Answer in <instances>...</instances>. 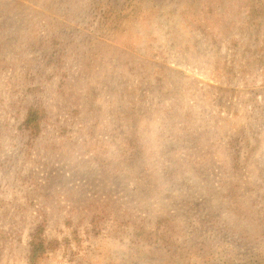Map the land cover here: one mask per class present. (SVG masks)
Returning <instances> with one entry per match:
<instances>
[{"label":"rangeland","instance_id":"rangeland-1","mask_svg":"<svg viewBox=\"0 0 264 264\" xmlns=\"http://www.w3.org/2000/svg\"><path fill=\"white\" fill-rule=\"evenodd\" d=\"M39 228L36 264H264V0H0V264Z\"/></svg>","mask_w":264,"mask_h":264},{"label":"trees","instance_id":"trees-1","mask_svg":"<svg viewBox=\"0 0 264 264\" xmlns=\"http://www.w3.org/2000/svg\"><path fill=\"white\" fill-rule=\"evenodd\" d=\"M252 8L250 9V12ZM56 34L52 37L50 41V46H56L59 44L60 48H64V44L61 40L56 39ZM46 108L40 103H31L27 107L26 115L18 126L20 133H28L30 136H36L40 133L42 123L46 119ZM133 141V140H132ZM129 144L133 142H128ZM132 150H127L123 152L120 157H116L114 161L129 162L137 156L138 147H135L134 144L131 145ZM42 229L39 228L32 233V239L30 240V248L28 252V262L30 264H36L37 261L48 251L50 248L49 242L41 234Z\"/></svg>","mask_w":264,"mask_h":264}]
</instances>
